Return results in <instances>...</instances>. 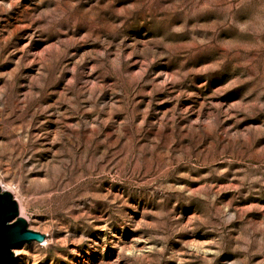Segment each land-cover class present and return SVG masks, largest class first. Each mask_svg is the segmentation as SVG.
<instances>
[{"label":"rangeland","instance_id":"374dc122","mask_svg":"<svg viewBox=\"0 0 264 264\" xmlns=\"http://www.w3.org/2000/svg\"><path fill=\"white\" fill-rule=\"evenodd\" d=\"M0 187L8 264H264V0H0Z\"/></svg>","mask_w":264,"mask_h":264},{"label":"water","instance_id":"95a60500","mask_svg":"<svg viewBox=\"0 0 264 264\" xmlns=\"http://www.w3.org/2000/svg\"><path fill=\"white\" fill-rule=\"evenodd\" d=\"M35 241L44 243L46 235L29 228L12 193L2 191L0 187V264L12 261L18 246Z\"/></svg>","mask_w":264,"mask_h":264},{"label":"bare ground","instance_id":"6f19581e","mask_svg":"<svg viewBox=\"0 0 264 264\" xmlns=\"http://www.w3.org/2000/svg\"><path fill=\"white\" fill-rule=\"evenodd\" d=\"M2 191H4L2 188H1ZM22 214V213H21ZM22 216V215H21ZM36 242V241H35Z\"/></svg>","mask_w":264,"mask_h":264}]
</instances>
